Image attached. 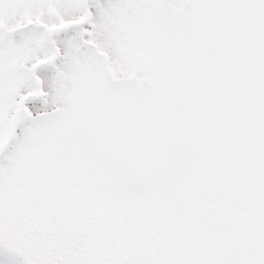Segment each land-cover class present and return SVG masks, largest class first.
<instances>
[{
  "label": "snow or ice",
  "instance_id": "obj_1",
  "mask_svg": "<svg viewBox=\"0 0 264 264\" xmlns=\"http://www.w3.org/2000/svg\"><path fill=\"white\" fill-rule=\"evenodd\" d=\"M0 264H264V0H0Z\"/></svg>",
  "mask_w": 264,
  "mask_h": 264
}]
</instances>
